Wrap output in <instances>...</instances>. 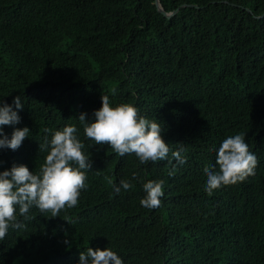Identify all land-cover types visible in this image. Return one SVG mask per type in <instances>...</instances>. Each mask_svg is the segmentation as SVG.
Here are the masks:
<instances>
[{
	"label": "trees",
	"instance_id": "16d2710c",
	"mask_svg": "<svg viewBox=\"0 0 264 264\" xmlns=\"http://www.w3.org/2000/svg\"><path fill=\"white\" fill-rule=\"evenodd\" d=\"M158 3L177 10L166 18L153 0H0V101L23 105H13L20 123L3 131L30 130L17 150L0 149V172L16 164L38 174L48 154L39 144L70 125L92 162L77 206L57 217L33 206L27 220L17 209L24 227L0 240V264H79L88 247L124 264H264V0ZM102 95L161 123L168 158L142 165L86 138L78 118L93 121ZM239 133L255 174L209 196L204 168ZM181 144L183 165L172 158ZM122 179L133 187L117 194L109 180ZM149 180L164 181L154 209L140 204Z\"/></svg>",
	"mask_w": 264,
	"mask_h": 264
},
{
	"label": "clouds",
	"instance_id": "9594fccd",
	"mask_svg": "<svg viewBox=\"0 0 264 264\" xmlns=\"http://www.w3.org/2000/svg\"><path fill=\"white\" fill-rule=\"evenodd\" d=\"M101 99L102 106L94 111L93 121L87 120L83 113L78 118L86 138L97 145L110 146L121 157L134 154L142 165L168 158L170 148L162 137L161 123L141 116L131 104L123 103L113 107L108 95H102ZM13 105L15 109L22 110L21 96L15 97L12 105L0 101V149L15 151L28 138L30 130L28 127L16 128L11 138L4 133V126L20 123L21 118L18 111L13 110ZM77 131L75 125L65 126L62 130L55 131L50 141L45 138L44 143L39 144V150H47L48 154L38 174H34L25 165L16 164L0 172V240L5 238L10 227H24L18 221L17 209L19 216L27 220L33 206L42 213L50 212L52 217H57L61 210L77 206L81 190L87 188L85 170L92 167L91 159L83 152L85 145L78 139ZM184 151L182 144L172 151V158L179 165L186 163ZM257 165L258 159L249 150L245 134L228 136L219 146L215 166L204 168L207 177L205 192L210 196L222 186L243 182L255 174ZM175 171L174 165L169 176L174 175ZM109 183L117 194L121 188L127 191L133 187L128 180L123 179L119 186L111 180ZM163 184V180L143 183L146 195L140 200L141 206L148 209L159 207L162 202L160 198L164 195ZM79 264L124 262L110 248L94 250L88 247L85 251H80Z\"/></svg>",
	"mask_w": 264,
	"mask_h": 264
},
{
	"label": "water",
	"instance_id": "95a60500",
	"mask_svg": "<svg viewBox=\"0 0 264 264\" xmlns=\"http://www.w3.org/2000/svg\"><path fill=\"white\" fill-rule=\"evenodd\" d=\"M153 3H154V5H155V7H156V10H157L160 14H162L163 16H165L166 18L170 17V16H171L172 14H174V13L176 12V10H177V8H175V9L172 10V11L165 12V11L161 8V6L159 5L158 0H153ZM182 5H184V4H182ZM260 16H261V15H260ZM260 16H258V17H260Z\"/></svg>",
	"mask_w": 264,
	"mask_h": 264
}]
</instances>
